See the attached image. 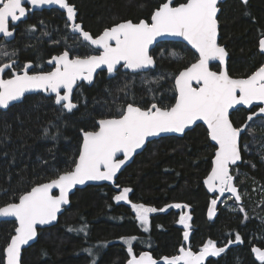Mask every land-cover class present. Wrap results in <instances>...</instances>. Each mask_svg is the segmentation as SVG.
<instances>
[{
	"label": "trees",
	"instance_id": "1",
	"mask_svg": "<svg viewBox=\"0 0 264 264\" xmlns=\"http://www.w3.org/2000/svg\"><path fill=\"white\" fill-rule=\"evenodd\" d=\"M185 1L173 0V5ZM68 2L75 6L83 29L96 37L106 27L122 21H149L152 12L165 0ZM39 17L43 21L40 27L49 33V39L37 37L38 27L35 32L26 33L29 39L25 43L17 35L13 44L21 57L40 55L43 58L59 54L63 49L82 57L92 53L84 44L68 47L75 43L76 37L69 34L62 14L42 12ZM218 21L219 43L229 54V75L247 77L264 61L258 52V41L264 37V0H250L246 4L227 1L221 5ZM160 46L174 48L177 57H157ZM153 54L157 62L154 71L135 76L119 72L110 80L100 74L92 86H79L74 93L78 108L71 113L62 111L53 99L42 94L27 96L21 103L0 111V206L14 202L16 196L30 190L33 184L48 182L58 173L71 170L79 154L81 130H94L96 121L115 115L118 106L134 102L148 107L154 102L153 97L162 101V106L172 104L173 77L195 62L196 56L185 46L170 43L158 45ZM211 69L217 71L218 66L212 65ZM147 79L159 82L145 84ZM125 85L130 87L125 89ZM247 115L248 112L239 109L230 119L239 127ZM250 127L252 131H246L241 137L243 162L231 169L240 193L251 186L264 189V119L253 120ZM207 138L205 128L198 125L182 138L166 137L149 143L116 179L122 189H131L129 204L115 201L116 193L110 186L77 190L57 225L39 230L36 243L23 252L21 264H92L93 256L84 251L86 248L93 249L95 264H125L129 255L122 237L137 238L133 243L135 255L148 251L157 258L173 256L184 246L178 220L186 209L191 217L193 251L200 250L208 240L219 247L227 245L219 257L206 264H261L251 249L254 246L264 249V207L252 210L245 206L242 212V206L228 198L238 210L232 212L220 207L216 221L207 219L211 198L202 182L211 168L215 150ZM133 203L166 210L149 214V231L145 232L131 208ZM173 204L188 207H168ZM82 225H87L86 237L68 230ZM15 227L14 222L0 223V255ZM236 234L241 236L242 243L229 244V240L235 241Z\"/></svg>",
	"mask_w": 264,
	"mask_h": 264
},
{
	"label": "snow or ice",
	"instance_id": "2",
	"mask_svg": "<svg viewBox=\"0 0 264 264\" xmlns=\"http://www.w3.org/2000/svg\"><path fill=\"white\" fill-rule=\"evenodd\" d=\"M243 2L246 4L247 0ZM219 3L220 0H186L172 6L173 0H165L152 12L150 22L144 19L139 22L122 21L106 27L93 37L83 29L81 23L76 22L77 10L68 0H0V72L15 68L18 63V50L8 48V43L14 38L17 22L26 18L33 9L45 6H58L66 13L65 27L77 34L75 43L69 48L86 44L98 53L82 57L73 56L69 50H65L47 61L50 65L54 64L51 71L32 74L28 71L32 64L26 62L18 71H12L10 78H0V109H9L14 102L21 101L26 93L43 92L54 94V103L62 111L71 113L78 107L72 100L78 81L92 83L93 74L102 68H106L111 75L118 72L120 67L133 73L154 67L150 46L160 37L182 38L198 53L195 62L174 76V103L162 106V101L153 97L154 102L148 107L134 102L118 106L115 115L97 120L94 130H81L82 143L71 170L58 173L48 182L33 184L30 190L22 191L15 197L18 202L0 206V219L14 218L17 225L15 234L2 249L0 264H21L22 246L29 245L37 238L38 225H48L57 220L62 206L69 204V192L76 185H84L87 181H113L121 167L145 146L149 137L162 133L182 134L197 121L207 125L208 136L216 145L211 171L204 184L208 192L220 195L210 202L209 219L214 216L217 201L225 193H230L237 202L241 200L233 183L234 177L230 174V166L237 165L242 159L239 146L242 133L252 131L250 122L254 118L264 117V64L246 78H233L228 74L224 68L227 51L218 43ZM25 4L31 8H26ZM40 23L43 24V21ZM35 30V25H29L26 29L28 33ZM42 35L48 36L49 33L45 31ZM259 51L264 53V38L259 40ZM170 55L175 58L178 54L173 51ZM210 61H218L220 70H211ZM158 82L144 80L145 84ZM129 87L125 85V89ZM238 106L250 112L245 125L241 127H235L230 119L231 111L238 110ZM253 107L257 110L252 111ZM121 154L122 159L119 158ZM54 189H58L59 195L53 194ZM130 191V188H123L113 199L117 202L127 201ZM168 207L179 209L188 205L173 204ZM131 208L144 231H148L150 213L166 210L136 203L131 204ZM190 219L189 215L181 214L178 220L185 229V241L189 239ZM68 230L87 236V225ZM136 239L121 238L127 245L130 257L127 264H158L149 252H141L139 256L134 254L133 243ZM233 242L242 243L241 236L236 234L235 241L229 240L228 243ZM225 247H217L214 241L208 240L199 252L181 247L178 255L162 257V260L164 264H204L206 257L219 256ZM84 251L93 256L92 264H95L93 249L86 248ZM252 252L264 264V251L253 247Z\"/></svg>",
	"mask_w": 264,
	"mask_h": 264
},
{
	"label": "water",
	"instance_id": "3",
	"mask_svg": "<svg viewBox=\"0 0 264 264\" xmlns=\"http://www.w3.org/2000/svg\"><path fill=\"white\" fill-rule=\"evenodd\" d=\"M227 1H231V0H220V3H219V8H220V11H219V13H218V17H219V15H220V12H221V5H223L225 2H227ZM238 1H240L241 3H243V4H245L244 2H243V0H238ZM250 0H247V3L249 2ZM186 2V1H185ZM25 5H27V4H25ZM27 6H29L30 8H31V6L30 5H27ZM172 6H176V5H173L172 4ZM44 9L45 10H53V11H57L58 13H60V14H62L63 15V17H64V19L63 20H65L66 21V13L64 12V10H61V9H59L58 8V6H45V7H43V8H39V9H33L32 11H30L29 13H33V12H41V11H44ZM77 15H78V12H77ZM151 16V15H150ZM25 19V18H24ZM24 19H22V20H24ZM150 19H151V17H150ZM150 19H149V21L148 22H150ZM76 22L77 23H80V22H78V19L76 18ZM18 23V22H17ZM219 29H220V25H219V21H218V43H219V34H220V32H219ZM69 30V29H68ZM103 31V30H102ZM69 33H71V35L72 36H76L77 37V34H75V33H72L70 30L68 31ZM98 36V35H97ZM94 37V36H93ZM14 38H15V34H14ZM13 38V39H14ZM262 38H264V37H262ZM12 39V40H13ZM11 40V41H12ZM164 43H170V44H181V45H183V46H185L186 48H188L189 50H190V52H192L195 56H196V59L198 58V53H195V50L194 49H192L191 48V45H188V43H187V41H184L182 38H179V37H160V38H157V41L156 42H154V44L152 45V46H150V54L154 57V60H155V66L154 67H151V68H149V69H147V70H144V71H142V72H140V73H133V72H131L130 70H126V69H124V68H122V67H120L119 68V70L120 71H122L123 73H129V74H133L134 76H135V74H146V73H149L150 71H154V70H156V68H157V62H156V58H155V54H153L154 53V50L156 49V47L158 46V45H160V44H164ZM220 44V43H219ZM86 45V44H85ZM221 45V44H220ZM88 46V45H87ZM221 46H223L225 49H226V47L224 46V45H221ZM90 47V46H89ZM91 48V47H90ZM92 50H94L93 48H91ZM227 50V49H226ZM95 51V50H94ZM258 51H259V41H258ZM260 52V51H259ZM260 54H262L263 55V57H264V53H261L260 52ZM228 60H229V54H228V51H227V56H226V58H225V65H224V68L227 70V72H228ZM263 62V64H264V61H262ZM212 65H216V66H218V70L217 71H219L220 70V65H219V62L218 61H210L209 62V67L211 68V66ZM190 66V65H189ZM183 70V69H182ZM211 70H213V69H211ZM107 72V70H106V68H102V69H97L96 70V72L93 74V82L92 83H88L87 81H78L77 82V84L79 85V84H81V83H84V84H86V85H88V86H91V85H93V83H94V80H95V78H96V75H97V73L98 72ZM213 71H216V70H213ZM2 73L3 72H0V75H2ZM117 73V72H116ZM116 73H113V74H109L108 72H107V78L110 80V79H113L115 76H116ZM229 74V73H228ZM250 75V74H249ZM248 76V75H247ZM232 77V76H231ZM174 78V77H173ZM233 78H236V77H233ZM243 78H246V77H243ZM77 88L78 87H76V88H74V91H73V94H72V100H73V102H74V93L76 92V90H77ZM173 88H174V79H173ZM174 90V89H173ZM38 93H43V92H29V93H26L25 94V97L26 96H28V95H35V94H38ZM44 94V96H47V97H49V96H51V97H54V94H50V93H43ZM24 97V98H25ZM24 98H22V100L21 101H19V102H14V105H16V104H19V103H21L22 101H23V99ZM175 102V101H174ZM173 102V103H174ZM74 103H76V102H74ZM55 104V103H54ZM77 104V103H76ZM56 105V104H55ZM78 105V104H77ZM57 106V105H56ZM12 107V106H11ZM10 107V108H11ZM59 107V106H58ZM78 108V107H77ZM76 108V109H77ZM76 109H74V111L76 110ZM239 109H243V110H245L246 112H248L249 114H250V112H249V110L247 109V108H245V107H243V106H238V110ZM252 111H256L257 109L255 108V107H253L252 109H251ZM0 111H6L5 109H0ZM237 110H235V111H231V115H232V113L233 112H236ZM65 112L66 113H69V112H67L66 110H65ZM73 112V111H72ZM248 114V115H249ZM231 115H230V118H231ZM248 115H247V117H248ZM258 118H262V119H264V117H256V118H254V119H258ZM246 121H247V118H246ZM246 121L244 122V124H242V125H245V123H246ZM251 123V122H250ZM198 125H202V127H204L205 128V130L207 131V125H205L204 123H203V121H197L194 125H191L189 128H187V129H185V132L184 133H182V134H179V133H162V134H160L159 136H155V137H149L148 138V140H147V142H146V144H145V146L142 148V149H140V150H137V153L136 154H134L133 155V157L129 160V161H127L126 162V164L125 165H123L122 167H121V169L117 172V174H116V176L114 177V179H113V181H87L84 185H76L73 189H71L70 190V192H69V201H70V198H71V196H72V194H74L75 192H77V190H82V189H85L86 187H88V186H96V187H98V186H110V187H112L113 188V190H114V192L118 195L119 193H120V191H122V188L120 187V186H118L117 185V180L116 179H118V177H119V175L121 174V172L127 167V166H129L132 162H133V160L135 159V157L137 156V155H139L140 153H142L143 151H144V149L147 147V145L149 144V143H151V142H153L154 140H159V139H161V138H166V137H176V138H182L186 133H188V132H190L191 130H193L194 128H195V126H198ZM241 127V126H240ZM247 130H245L243 133H242V136L245 134V132H246ZM207 134H208V132H207ZM241 136V137H242ZM207 139H209V142L211 143V145H212V147H215V150H216V145H215V142L214 141H211L210 140V138H209V136H208V138ZM241 139L242 138H240V140H239V146H240V148H241ZM81 143H82V134H81ZM80 143V144H81ZM215 150H213L214 151V153H213V157H214V154H215ZM79 155V154H78ZM78 157V156H77ZM241 157H242V153H241ZM119 158H123V156H122V154L121 155H119ZM213 159V158H212ZM241 162H243V158L241 159V161H238L237 162V165H234V166H230V174H231V169L233 168V167H237V166H239V165H241L242 163ZM211 164V167H212V162L210 163ZM210 171H211V169H210ZM209 171V172H210ZM209 174V173H208ZM208 174H207V176H208ZM207 176H205V178H204V180L207 178ZM204 180H203V182H202V184H203V189H205V191H206V193L208 194V196H210V198H211V200L213 199V198H215V197H217V196H219L220 194L219 193H210V192H208V190H207V186L204 184ZM45 183V182H44ZM233 183H234V186H236V184H235V179L233 180ZM237 187V186H236ZM238 189V188H237ZM53 194L54 195H59V191H58V189H54L53 190ZM238 194L240 195V193H239V189H238ZM227 197H231L232 199H233V201L237 204V205H240V203H241V200L239 201V202H237L236 200H235V198L234 197H232L231 196V194L230 193H225L224 194V196H222V197H220V199L217 201V205H216V207H215V214H214V216L211 218V219H209V217H208V209H207V219H208V221L209 222H214V221H216V218L218 217V213H219V208H220V206L222 205V202H223V200L224 199H226ZM211 200H210V202H211ZM16 202H18V201H16ZM118 203H121V204H129V201L127 200V201H120V202H118ZM70 205V202H69V204H67V205H63L62 206V209H61V211L57 214V220L56 221H53L52 223H50V224H48V225H43V226H40V225H38L37 226V232H39V230L41 231V230H44V229H47V228H50V227H53V226H55V225H57V223H58V219L61 217V215L64 213V211H65V209L68 207ZM209 205H210V203H209ZM208 208H209V206H208ZM3 223V222H14L15 223V219L14 218H2V219H0V223ZM17 226V225H16ZM180 228L183 230V233H184V231H185V229H184V227H183V225H181L180 224ZM188 231H189V239L187 240V241H185L184 240V236H183V242H184V248H186V249H191L192 250V247H191V237H192V232H191V230H190V228L188 229ZM15 234V231H14V233L12 234V235H14ZM38 240V235H37V238H35L33 241H30L29 242V245H25V246H22V251H21V258H22V256H23V252L25 251V250H27L28 248H30V247H32V245H34L35 243H36V241ZM217 247H219V246H217ZM254 247H258V246H254ZM258 248H260V247H258ZM262 251H264V249H262V248H260ZM193 251V250H192ZM143 252H148V251H143ZM193 252H199V250L198 251H193ZM251 253L255 256V254L252 252V249H251ZM140 254V253H139ZM139 254H137V256H139ZM149 254H150V252H149ZM179 254V251L177 252V254L176 255H178ZM152 255V254H151ZM221 255V254H220ZM219 255V256H220ZM153 256V255H152ZM219 256H215V257H206L205 258V261H204V264H206L210 259H215V258H217V257H219ZM163 257H167V256H163ZM130 258V257H129ZM153 258L154 259H156L157 261H158V264H164V262H163V260H162V257L161 258H157V257H155V256H153ZM128 261V260H127ZM21 262H22V259H21ZM125 264H127V262L125 263Z\"/></svg>",
	"mask_w": 264,
	"mask_h": 264
},
{
	"label": "flooded vegetation",
	"instance_id": "4",
	"mask_svg": "<svg viewBox=\"0 0 264 264\" xmlns=\"http://www.w3.org/2000/svg\"><path fill=\"white\" fill-rule=\"evenodd\" d=\"M25 7L26 8H30L29 6H27V5H25ZM53 10H45L44 9V11H41V12H33V13H29L28 12V14H27V17L24 19V20H22V21H20V22H18L17 23V25H16V30H15V38L12 40V41H10L9 43H8V45H11V47H13L14 48V42H15V40H16V38H17V35H19L20 37H21V39H24L25 41H24V43L26 42V40H28L29 38H28V34H26V33H28L27 31H26V29L28 28V26L29 25H35L36 26V29H37V27L38 28H40V31L39 32H37V33H39V35L37 36L40 40H43V39H45V40H47L48 41V39H49V37H47V36H43L42 35V33L44 32V29H42V27H40V26H42V24L40 23V21L41 20H39L41 17H39L41 14H42V12H52ZM36 31V30H35ZM34 31V32H35ZM33 33V32H32ZM74 37V36H73ZM41 38H43V39H41ZM77 38V37H76ZM16 48V47H15ZM14 48V49H15ZM65 50H67V49H63L61 52H59V54L60 53H62L63 51H65ZM92 50V49H91ZM22 52H25V50H22ZM58 53H56V54H51V55H49V56H47V57H43L42 58V56H40V55H35L34 56V58H29V57H21V55H20V52H18V63H17V65L15 66V68H13V69H7V70H5L3 73H2V75H0V78H3V79H8V78H10L11 77V72L12 71H18L20 68H22L23 67V65L26 63V62H31V64H32V68H30L28 71H29V74H32L33 72H39V71H51L52 70V68L54 67V64H52V65H50V64H48L47 63V61L52 57V56H54V55H59ZM92 54H98V53H96V51H94V50H92V53H90L89 55H92ZM71 55H73L72 53H71ZM73 56H75V55H73ZM119 72H122V71H118L117 73H119ZM151 72V71H150ZM117 73H116V75H117ZM100 74H104V76L106 77V79H108L107 78V72H98L97 73V75H96V78H95V80L97 79V77L100 75ZM95 82V81H94ZM81 85H86V84H84V83H81V84H79L78 85V87L79 86H81ZM92 86V85H91ZM78 89V88H77ZM38 94H42L43 96H44V94L43 93H38ZM75 95V94H74ZM28 96H30V95H28ZM27 97V96H26ZM45 97H47V96H45ZM48 98V97H47ZM52 99H53V101H54V97H52ZM24 100V99H23ZM74 102H75V98H74ZM56 106V105H55Z\"/></svg>",
	"mask_w": 264,
	"mask_h": 264
},
{
	"label": "rangeland",
	"instance_id": "5",
	"mask_svg": "<svg viewBox=\"0 0 264 264\" xmlns=\"http://www.w3.org/2000/svg\"><path fill=\"white\" fill-rule=\"evenodd\" d=\"M8 48H9V50L13 49V47H11V45H8ZM159 48H160L159 51L156 53L157 57H172L170 55V53L173 52V51L176 52V50L174 48L170 47V46H163V47L160 46ZM151 79L154 80V76L151 77ZM147 80L149 81V79H147ZM240 196H241L240 205L242 206V208H245V206H247V207L249 206V209L252 208V210H253L254 207H256V208L264 207V189L262 187L255 186L254 189H253L252 186L251 187H247L245 189L244 193H240ZM228 198H231V197H227L226 199H224L223 202H222V205L220 207L226 208L229 211L231 210L232 212H234L235 210H238L237 207H235L232 203H229V201H227V200H229ZM262 212H263L262 220H263V223H264V210ZM182 214H188V210L187 209L184 210ZM138 223L140 225L139 221H138ZM149 223H150V219H149ZM188 223H189V226H190V220L188 221ZM140 227L144 231V228L141 225H140ZM147 227L149 228V224L147 225ZM189 228H191V227H189ZM148 231H149V229H148ZM148 231H145V232H148ZM96 259H97V257H96ZM95 262H96V260H95Z\"/></svg>",
	"mask_w": 264,
	"mask_h": 264
},
{
	"label": "bare ground",
	"instance_id": "6",
	"mask_svg": "<svg viewBox=\"0 0 264 264\" xmlns=\"http://www.w3.org/2000/svg\"><path fill=\"white\" fill-rule=\"evenodd\" d=\"M240 2V1H239ZM66 22V21H65ZM69 31V30H68ZM69 34H71V33H69ZM72 36V35H71ZM74 37H76V36H74ZM85 45V44H84ZM89 47V46H88ZM259 52V51H258ZM249 114V113H248ZM247 118V117H246ZM255 120V119H254ZM246 121V120H245ZM244 124V123H243ZM241 126H242V124H241ZM240 127V126H239ZM212 162V161H211ZM233 168H235V167H233ZM211 169V168H210ZM210 171V170H209ZM209 173V172H208ZM207 176V175H206ZM117 195V194H116ZM45 230V229H44ZM176 255V254H175ZM174 256V255H173ZM169 257H171V256H169ZM255 257V256H254ZM161 258V257H160ZM129 259V258H128ZM127 262V261H126Z\"/></svg>",
	"mask_w": 264,
	"mask_h": 264
}]
</instances>
